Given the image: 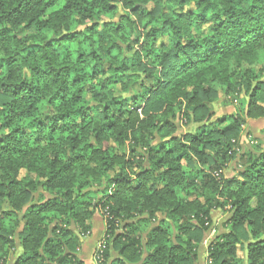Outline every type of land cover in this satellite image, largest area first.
Returning <instances> with one entry per match:
<instances>
[{"label":"trees","instance_id":"1","mask_svg":"<svg viewBox=\"0 0 264 264\" xmlns=\"http://www.w3.org/2000/svg\"><path fill=\"white\" fill-rule=\"evenodd\" d=\"M261 119L264 0H0V264H264Z\"/></svg>","mask_w":264,"mask_h":264},{"label":"crops","instance_id":"2","mask_svg":"<svg viewBox=\"0 0 264 264\" xmlns=\"http://www.w3.org/2000/svg\"><path fill=\"white\" fill-rule=\"evenodd\" d=\"M212 223L213 230L205 237L204 241L199 245L198 248V259L195 264H205L207 257V247L208 243L216 235L221 234L224 230L222 228L224 215L222 213L215 211L212 213ZM105 235V224L101 216L96 215L92 220V228L89 236L82 240V244L78 253V258L82 264H96L94 260L95 249L97 244L103 239ZM20 249L18 248L15 257L11 258L7 264H13L14 259L20 254ZM118 258L116 252L111 248L109 249V259L106 264Z\"/></svg>","mask_w":264,"mask_h":264},{"label":"rangeland","instance_id":"3","mask_svg":"<svg viewBox=\"0 0 264 264\" xmlns=\"http://www.w3.org/2000/svg\"><path fill=\"white\" fill-rule=\"evenodd\" d=\"M236 105H237V103H234L232 106L225 107L224 106V99L219 98L213 106L215 116L221 117L223 115H229L231 113H235ZM193 129L194 128L192 126L182 127V128H180V131L181 132H189V131H192ZM263 131H264V119L255 120V121H248L247 125L243 127L244 141L246 142V144H248V142L251 139L261 138L263 136L262 135Z\"/></svg>","mask_w":264,"mask_h":264},{"label":"built area","instance_id":"4","mask_svg":"<svg viewBox=\"0 0 264 264\" xmlns=\"http://www.w3.org/2000/svg\"><path fill=\"white\" fill-rule=\"evenodd\" d=\"M106 247V239L103 237V239L97 244V247L95 249L94 254V260L96 264H102V253L105 250Z\"/></svg>","mask_w":264,"mask_h":264}]
</instances>
